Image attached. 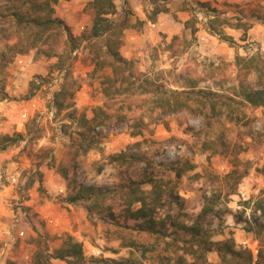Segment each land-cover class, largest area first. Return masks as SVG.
Returning <instances> with one entry per match:
<instances>
[{
    "label": "rangeland",
    "instance_id": "obj_1",
    "mask_svg": "<svg viewBox=\"0 0 264 264\" xmlns=\"http://www.w3.org/2000/svg\"><path fill=\"white\" fill-rule=\"evenodd\" d=\"M92 1L0 0V188L11 184L0 194V227L13 229L0 237V264H34L35 251L52 252L66 235L81 243V264H173L180 251L171 238L181 233L163 239L126 231L107 209L121 201L124 184L145 176L171 180L184 198L219 194L207 217L211 240L231 243L244 257L248 250L264 264V215L254 209L264 198V105L233 94L235 55L264 59V0H112L116 11L105 16L115 27L125 24L115 46L128 61L122 72L109 65L107 34H90ZM154 4L168 8L158 13L164 16L159 28L151 25ZM47 16L68 30L52 26L38 39L25 19ZM223 20L249 28L243 37L244 26ZM174 22L182 23L180 32L165 29ZM115 76L122 83L106 96ZM174 97L187 107L158 105ZM126 99L135 101L139 125L112 116L87 133L88 148L71 141L82 130L81 114L89 119L106 102L130 114ZM37 131L41 137L34 138ZM6 135L11 140L1 139ZM186 162L193 168L178 178L167 169ZM87 187L105 192L67 201ZM174 210L165 204L155 216ZM206 258L220 262L215 251Z\"/></svg>",
    "mask_w": 264,
    "mask_h": 264
},
{
    "label": "trees",
    "instance_id": "obj_2",
    "mask_svg": "<svg viewBox=\"0 0 264 264\" xmlns=\"http://www.w3.org/2000/svg\"><path fill=\"white\" fill-rule=\"evenodd\" d=\"M195 3L200 5L206 4V2L200 1H196ZM92 4L95 8V15L93 17L90 34L93 37H97L103 33L104 35L107 34L105 36L104 46L106 53L112 58V63L110 62L109 65L113 67L114 71L119 69L122 72L128 64V61L119 54L115 46L121 42L120 37L125 24L122 23L117 28L105 16L116 11L112 0H93ZM167 10L168 8L162 4H154L151 18H155L158 13L166 12ZM19 20H23V18H19ZM25 22L30 23L36 28L37 33L35 36L38 39H41V35L52 26H61L68 30V26L60 19H54L50 16L44 18H29L25 19ZM223 25L234 28L244 26L243 37L249 28L247 26L245 27V24L237 23L233 25L225 20H223ZM187 26L188 20L184 22V27ZM192 31H195V29L193 28ZM112 34H119L120 36L118 39L112 40V38L108 37V35ZM69 37L72 38L71 35ZM74 46L75 43L73 44ZM44 52H46L45 49ZM261 57L259 53L247 57L236 54L234 58L237 67L234 80L238 90H235L233 94L240 96L250 105L256 107L264 105V59L261 60ZM251 76L253 77L252 81H249ZM122 80V78L116 76L113 80H109L108 86L104 88L105 95L109 96L111 94V87L115 86V84L119 85L122 83ZM213 93L215 94V92ZM204 96L208 98V95ZM126 102L127 107L131 111L130 114H121L119 106L115 107L108 102H106L107 108H95L92 117L89 119L81 114L79 125L82 130L78 133L79 137H72L71 141H76L80 145H84L85 149L88 148L91 143L88 142L89 140L84 142L87 133L96 126L104 125L112 116L121 120L133 118L135 125H139L140 120H137L135 101L126 99ZM157 102L160 107L165 106L167 110L171 111H178L183 107H187L185 106V101L179 100L176 97L172 99L162 98ZM211 108H214L213 104ZM134 133H138V130ZM39 137H41V132L37 131L34 138ZM1 139L11 140L7 135ZM4 148L5 146L3 145L1 149ZM191 168H193V165L190 162H186L184 167L167 166L168 171L173 172L176 178ZM241 176L242 174H239L237 179H240ZM144 184L149 185V188L146 190L143 189L141 186ZM83 190L79 189L74 194L69 195L67 201L69 203H75L90 197L97 199L101 197L103 191L105 192V190L102 191L101 189L95 191L93 187L85 188L84 192L86 194L83 193ZM218 195L206 196L202 194L184 198L179 195L178 190L171 180H164L162 177L145 176L136 182H127L124 184L122 189L119 190V198L121 201L116 202L115 208L108 206L107 209L111 219L126 231H140L156 235L163 239L169 236L171 232L181 233L180 238L175 236L171 238V243L175 244L174 252L178 253L180 251V254L175 257L173 264H231L232 259H235L237 264H259L258 259L253 261L252 255L248 250H246V256L244 257L242 250L235 249L231 243L211 240L212 230L208 228L209 222L207 217L214 211V208L218 204ZM137 202L139 206L132 208V205ZM165 204L174 207L175 210L167 211L162 217L156 218L155 210L157 207ZM254 209L264 215V198H258L255 201ZM133 245H135L134 242L128 243V246ZM167 246L170 245L167 244ZM210 251H215L218 254L220 257L219 263L210 262L206 258V253ZM33 256L34 264H46L50 259L56 258L66 261L67 264H81L85 260L81 243L76 241L71 235H66L62 241V245L52 252L44 253L37 250Z\"/></svg>",
    "mask_w": 264,
    "mask_h": 264
},
{
    "label": "crops",
    "instance_id": "obj_3",
    "mask_svg": "<svg viewBox=\"0 0 264 264\" xmlns=\"http://www.w3.org/2000/svg\"><path fill=\"white\" fill-rule=\"evenodd\" d=\"M155 19H156V21H153L152 23H151V25H152V27H161V26H163L162 24H161V22H162V20L164 19V16L162 15V14H158L156 17H155ZM166 28V30L167 29H170L171 27H172V29H175L176 27L179 29L178 31L180 32L181 31V29L183 28V25H182V23H180V22H174V23H170V25L167 27V26H165ZM175 32V30H173V33ZM11 186V184L9 183V184H7V185H2V188H0V194H3V193H5V192H7L6 190L7 189H9V187ZM3 231H5L6 232V234H7V232H13V229H11V226H3V227H0V237H4L5 235L2 233ZM3 235V236H2Z\"/></svg>",
    "mask_w": 264,
    "mask_h": 264
}]
</instances>
